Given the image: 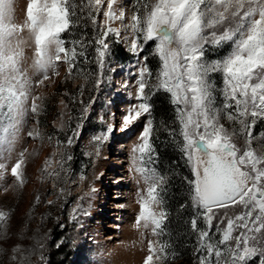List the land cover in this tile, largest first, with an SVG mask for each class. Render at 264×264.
<instances>
[{"label":"snow or ice","instance_id":"1","mask_svg":"<svg viewBox=\"0 0 264 264\" xmlns=\"http://www.w3.org/2000/svg\"><path fill=\"white\" fill-rule=\"evenodd\" d=\"M114 44H123L133 58L128 79L117 88L130 99L118 117L111 112L98 118L102 127L89 141L94 151L84 155L99 158L116 133L136 135L131 171L144 187L134 224L155 238L147 242L143 264H170L176 258L174 215L194 238L193 264H264V131L254 134L264 124V0H131L128 5L122 0H27L23 23L15 22L13 0H0V181L29 118L40 114L43 98L34 94L33 82L55 83L61 65L67 66V81L85 72L82 65L94 64L85 79L99 92L111 82L106 72H116ZM26 46L34 52L31 76L23 67ZM84 88L78 89L81 97ZM158 94L171 105L168 119L155 115ZM64 95L81 107L74 127L61 124L71 134L57 140V148L64 149L59 159L53 153L41 169L54 189L72 172L70 149L94 103ZM161 132L167 137L161 142L174 147L189 172L180 177L186 196L175 209L171 186L178 173L159 167ZM27 136L41 134L30 130ZM27 151H20L10 167L19 188L27 183ZM54 161L57 168L49 171ZM86 167L81 166L80 181L87 179ZM65 191L60 187L57 198ZM89 214L78 202L70 221L83 227L79 218ZM9 219L10 213L0 210V240L9 238ZM33 241L29 247L13 244L9 264H31L36 254L42 262L44 238ZM4 251L0 248V254Z\"/></svg>","mask_w":264,"mask_h":264},{"label":"rangeland","instance_id":"2","mask_svg":"<svg viewBox=\"0 0 264 264\" xmlns=\"http://www.w3.org/2000/svg\"><path fill=\"white\" fill-rule=\"evenodd\" d=\"M130 2L131 0H122L125 5ZM26 6L27 0H13L16 23H23L26 18ZM26 35L25 31L24 36ZM65 36L71 38L68 34ZM120 45L124 48L123 44ZM24 51L27 59L23 67L31 76L29 66L34 52L32 47L28 46ZM132 59L129 54L126 61L113 57L112 67L116 68V72H106V75L111 76V82L102 84L99 92L95 91L92 98L94 103L84 123L83 133L74 145L80 154L74 155L71 161L72 172L66 182L61 179L56 183L55 189L53 180L43 175L41 169L44 161L53 153H56V159H59V154L64 149L57 148V140H66L67 135L71 134L68 127L61 129V124L67 125L70 122L72 126L73 122L74 103L69 96L64 95L65 92L74 96L77 94L78 100L85 99L91 90L92 81L85 79V76L91 70L82 65L85 69L83 74H77L74 78L65 81L67 66L61 65L58 69L60 76L53 77L55 83L51 80L45 81L42 85L33 82L34 94L43 98L40 102L41 111L38 116L29 118L16 144V150L8 162L9 172L6 179L0 181V210L10 213L9 238L0 240V248L5 250L0 254V264H9L10 249L13 244L20 243L29 247L34 243L33 237L44 238L45 248L44 260L41 262L39 254H36L31 257V264H47L48 245L53 241V232L60 220H64L62 226L65 231L74 236L75 248L78 249L74 264H143V259L147 255V242L155 238L143 228L137 229L134 224L139 212L138 194L144 187L142 183H137V175L131 171L130 155L133 144L137 142L136 135L116 133L105 145L99 158L94 155L91 158L84 155L86 151H94L89 141L94 132L102 127L98 118L101 115L106 117L111 112H115L118 117L119 112L127 105L130 99L127 91L123 89L117 91V88L128 79ZM152 64L155 66L156 61L153 60ZM81 85L85 86L82 97L78 94ZM61 101L65 103L62 104ZM69 115L72 117L71 121ZM30 130L38 131L41 134L40 138H29L27 132ZM260 131H264V124H258L254 134ZM25 148L28 150L25 169L27 183L23 188H19L10 175V167L18 158L19 152ZM177 155L179 156L177 158H180V154ZM82 165H87L84 169L87 175L85 181H80L78 175ZM181 165L184 167L183 161ZM110 167H114L115 170L109 171ZM56 168L57 164L54 161L49 171ZM162 168L161 166L162 171L166 170ZM188 173L187 170L186 175ZM182 176L185 174H181ZM175 178L181 181L179 173ZM5 187L8 188L7 192L3 191ZM60 187H64L66 191L58 199ZM93 187L95 192H91ZM37 196L39 202L36 201ZM82 196L84 199L78 201ZM48 201L53 203L49 204ZM78 202L90 213L79 218L83 227L70 221L69 214ZM177 243L172 241L177 256L170 261V264H193L190 245L194 243V238L187 248Z\"/></svg>","mask_w":264,"mask_h":264},{"label":"trees","instance_id":"3","mask_svg":"<svg viewBox=\"0 0 264 264\" xmlns=\"http://www.w3.org/2000/svg\"><path fill=\"white\" fill-rule=\"evenodd\" d=\"M67 35V34H66ZM113 57L118 58L119 60L122 59L126 61L128 54L124 50V48L120 44H114L113 48ZM84 66V65H83ZM85 67L90 69L91 71H95V65H87L85 64ZM94 79V78H93ZM91 90L89 92V95L83 99L85 103H88L90 99H92L95 95V91L92 88V81H91ZM74 91V90H72ZM76 100L77 94H75ZM156 99V105H155V115L157 116V119L160 118L168 119L171 115V105L167 103V100L165 99L164 95L158 96ZM81 105L79 103H74L73 106V122L72 127L75 126L76 118L80 115L79 109ZM161 139L160 141H157V150L159 152L160 156V164L159 167H163L162 169L166 168L165 171L168 170H174L175 173H179L180 177L181 174L187 173V170L181 165L180 158L177 154L178 152L174 149V147L171 144L168 143H162L161 141L166 140V134L161 132ZM74 150V151H72ZM74 155L78 156L80 153L76 149V146L70 150ZM76 153V154H75ZM173 161H177V164H173ZM189 175V173H188ZM177 175H173L172 177V186H171V194L173 195L172 199V207L175 209L178 203L183 202L184 197L186 196L185 186L182 185V182L176 179ZM181 180V179H180ZM185 216L189 215L188 213L184 214ZM64 220H60L57 223V226L53 232V241L48 245L49 249L46 254L47 257V264H74V257L77 254V250L75 248L74 243V236H72L70 233H67L65 231L64 226L61 228V225ZM171 230H172V241H177L181 247H188L190 245L191 239L188 238L186 235V232L188 231L186 225H184L182 222H179L175 215L173 216L172 223H171ZM61 241H63L61 243ZM57 244H59V247H57Z\"/></svg>","mask_w":264,"mask_h":264},{"label":"bare ground","instance_id":"4","mask_svg":"<svg viewBox=\"0 0 264 264\" xmlns=\"http://www.w3.org/2000/svg\"><path fill=\"white\" fill-rule=\"evenodd\" d=\"M113 170H115L114 167H110L109 168V171H113Z\"/></svg>","mask_w":264,"mask_h":264}]
</instances>
